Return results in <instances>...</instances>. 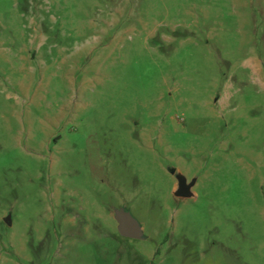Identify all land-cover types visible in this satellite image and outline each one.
Wrapping results in <instances>:
<instances>
[{
	"label": "rangeland",
	"instance_id": "1",
	"mask_svg": "<svg viewBox=\"0 0 264 264\" xmlns=\"http://www.w3.org/2000/svg\"><path fill=\"white\" fill-rule=\"evenodd\" d=\"M0 264H264V0H0Z\"/></svg>",
	"mask_w": 264,
	"mask_h": 264
},
{
	"label": "water",
	"instance_id": "2",
	"mask_svg": "<svg viewBox=\"0 0 264 264\" xmlns=\"http://www.w3.org/2000/svg\"><path fill=\"white\" fill-rule=\"evenodd\" d=\"M191 184H186L185 179L178 180L179 197H187L190 194ZM114 219L117 222V232L120 237L129 239H141L142 229L137 220L124 208L114 210Z\"/></svg>",
	"mask_w": 264,
	"mask_h": 264
}]
</instances>
